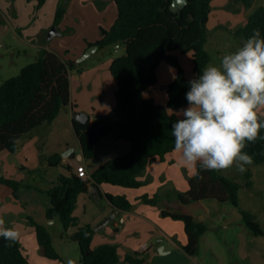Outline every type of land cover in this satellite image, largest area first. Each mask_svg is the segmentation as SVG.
<instances>
[{
	"label": "trees",
	"instance_id": "1",
	"mask_svg": "<svg viewBox=\"0 0 264 264\" xmlns=\"http://www.w3.org/2000/svg\"><path fill=\"white\" fill-rule=\"evenodd\" d=\"M70 1L63 0L58 7L55 25L62 23ZM237 1L249 7L254 0ZM114 2L118 7V18L109 30H102V38L97 44L99 49L120 44L125 50V54L115 58L111 64V72L118 85L117 105L110 114L97 116L92 125L75 121V129L84 156L88 159L95 156L97 144L111 135L129 140L132 143L131 151L101 166L91 175L90 181L82 180L73 168L64 165L70 175L60 176L47 191L51 199L48 217H58L64 227L63 238L79 245L82 264H121V257L115 244H105L96 249L92 247L96 231L91 225L79 227L73 234H68L79 224L74 216L79 196L87 192L92 183L139 188L143 185L139 177L148 164L154 158H164L175 150L171 124L178 117L167 110L188 106L185 94L189 90L190 80L178 58L170 52L192 53L197 76L212 60L206 50L212 0H189L188 5L176 13L171 10L173 0ZM254 29H259L261 38H264V6L249 17L237 35L247 39ZM163 62L178 71L177 77L167 88V105L145 97V92L158 83L157 70ZM79 66L76 61H65L58 53L42 49L37 60L23 68L20 75L0 83V152H17L19 140L24 135L44 123L53 122L61 110L70 105V74ZM259 136L255 142L248 143L244 151L252 156L255 164L263 165L264 129L260 130ZM49 164L61 165L62 157L56 155L50 158ZM0 183L13 187L16 196L23 185L4 176H0ZM189 183L190 189L179 195L183 204L214 199L232 202L240 208L239 191L244 185L226 177L220 170H207L199 163L198 173L190 178ZM106 196L118 209L130 211L133 208L132 202L126 197ZM141 199L156 205L158 195H145ZM241 213L254 235H264V229L255 214L243 209ZM162 215L185 223L189 237L185 249L195 255L203 235L208 232V226L183 212L163 209ZM33 223L45 255L64 261L54 245L49 227L35 221ZM128 261L131 264H144L145 258L139 255L137 258L129 257ZM0 264H29L20 239L9 242L0 237Z\"/></svg>",
	"mask_w": 264,
	"mask_h": 264
},
{
	"label": "crops",
	"instance_id": "2",
	"mask_svg": "<svg viewBox=\"0 0 264 264\" xmlns=\"http://www.w3.org/2000/svg\"><path fill=\"white\" fill-rule=\"evenodd\" d=\"M62 1L45 0L42 6H38V0H33L32 4L27 0V7H22L23 9L21 8L19 11L14 9L13 18L4 15L12 28L17 31L26 51H37L38 54L42 49H48L58 53L65 61H76L90 46L101 40L100 29L105 27L103 23L111 27L118 18V7L114 0H71L68 13L59 25V30L63 33L62 36L48 40V33L55 25L56 13ZM7 2L9 3L7 0H0V8L6 11L10 10V5ZM106 3L111 9V17L103 19L101 24L98 21L97 29L84 33L80 38V43L72 42V34L78 31L72 24H68L69 18L73 16L76 24H83L81 9H84V5L92 4L93 10L99 15L100 12L105 11ZM262 6H264V0H254L249 7L237 0H212V12L207 24L209 33L216 30L220 33L221 30L228 27L229 30L236 31L237 34V31L247 24L249 17ZM240 38L243 37L240 36ZM102 50L98 49L85 60L87 62L94 54L100 52L102 55H100L99 61L85 63L83 67L79 66L71 71V103L61 110L54 121L44 123L24 135L19 140L17 152L12 153L8 150L0 152V176L23 183L17 196L13 187L0 183V216L5 219L6 226H15L21 233L22 250L28 258L29 264H68L69 259L66 256L64 244L70 240L63 238L64 232L59 238L54 235L53 228L61 221L58 217L53 219L48 217L51 199L47 194L49 188L60 176L70 175V171L64 165L73 168L71 162H78L85 165L88 173L92 175L108 161L131 151L132 143L129 140L111 135L97 144L95 156L88 159L84 156L75 129V121H78L74 117L75 112L87 113L90 118L89 124L92 125L97 116L110 114L117 105L118 85L111 72V64L117 57L104 56ZM170 54L177 57L182 66L185 62L190 65L189 71L184 69L189 80L198 77L194 69L192 53L183 54L180 51H175ZM162 64L157 70L158 83L145 92V97L154 99L158 104L167 105V88L177 77L178 71L168 63L169 66L176 69L175 72L163 67ZM160 71L168 73V77L166 76L167 78L163 80L161 86L164 93L158 95L155 90L161 82ZM176 110L171 113L174 114ZM69 151H72L71 155L68 158L63 157V153ZM56 155L62 157V164L51 166L49 159ZM260 166L264 173V164ZM198 170L199 162L194 167L185 165L182 162L181 153L174 150L164 158H154L148 164L144 173L139 177V180L143 182L139 188L104 183L97 185L98 199H95L90 192L91 187L95 185L92 183L89 190L79 196L74 212L79 224L78 227L72 228L68 234H73L79 227L87 225L95 227L117 209L118 217L108 226L96 231L92 242L93 248L96 249L105 244L117 245L121 264H131L128 258H137L139 255L145 258L144 264H208L202 259L199 249L195 255H191L185 249L189 243L185 223L162 215L163 209L183 212L193 215L198 222L203 223L206 218L211 217L209 212L202 214L195 212L198 206H203L209 211L211 203L208 200L183 204L179 198L181 193H186L190 189L189 180L197 175ZM256 173H258L256 170H252L249 175L250 181L244 184L248 189H253L254 182L252 181L255 179ZM107 194L128 198L133 204L132 210L126 211L114 207L106 196ZM145 195L150 197L158 195L157 204L152 205L144 202L141 198ZM174 199H178L181 205L178 203L177 209L168 208L166 203ZM33 221L49 227L54 245L64 261L51 259L45 255V251L38 241L37 228ZM229 226V224L226 225L227 228ZM262 227L264 229V225ZM206 238L207 233L203 235L200 245L206 242ZM222 240L228 244L232 238L227 235L226 237L222 236ZM235 241H238V244L233 248L235 251L237 249V255L242 261L247 264H264V235H254L245 223L237 231ZM144 245L148 246L145 251L142 250ZM226 246L230 248V245ZM78 251L80 252L79 247ZM214 255L216 254L214 253ZM234 255L233 252L232 257ZM219 257L221 258V256ZM214 264H223V262Z\"/></svg>",
	"mask_w": 264,
	"mask_h": 264
},
{
	"label": "clouds",
	"instance_id": "3",
	"mask_svg": "<svg viewBox=\"0 0 264 264\" xmlns=\"http://www.w3.org/2000/svg\"><path fill=\"white\" fill-rule=\"evenodd\" d=\"M185 99L188 106L174 113L178 119L171 124L174 148L182 162L193 167L199 162L207 170L235 166L246 171L253 158L244 149L264 129V38L260 30L254 29L219 65H206L189 81ZM0 237L15 242L21 233L15 226H6L0 216Z\"/></svg>",
	"mask_w": 264,
	"mask_h": 264
},
{
	"label": "rangeland",
	"instance_id": "4",
	"mask_svg": "<svg viewBox=\"0 0 264 264\" xmlns=\"http://www.w3.org/2000/svg\"><path fill=\"white\" fill-rule=\"evenodd\" d=\"M7 1H9L10 3L9 4L7 2V4L10 5V10L6 11L5 9L0 8V83L20 75L23 68H25L29 64L34 63L37 60L39 54H37V51H26V47L21 39H19L17 31L12 28L11 24L4 18L5 14L13 18V13H15L14 9L16 8V10L19 11V9H21L22 7H27V0ZM24 1L25 4L23 5ZM28 1L31 4L33 3V0ZM38 1V6H42L45 0ZM104 6L105 11L100 12V14L98 15L93 10L92 4L84 5V9H81L84 14H82L84 19L83 24H76V20L75 18H73V16L69 18L68 24H72V26L75 27V29L78 31L72 34V42L80 43V38L84 33L92 32L97 29L96 24L98 23V21H100L101 24L103 23V19L111 17V9L108 7V4L106 3ZM103 24L105 25L103 29L109 30L111 28L108 27L106 23ZM103 29H100L101 33ZM245 41L246 39L244 37L240 38V36L236 34V31L229 30L228 27H226L225 30H221L220 33L217 30L211 31L209 33L208 42L206 44V50L212 57L210 64L219 65L224 55L236 51L243 45ZM102 51V53H104V56L107 57H118L125 54L124 49L117 50L115 45L109 46ZM172 52L175 53V51ZM100 55L102 54H100L99 52L98 54H94L93 57L90 58V60H88L87 62H78V60L82 56L81 55L76 59V61L80 64V67H83L85 63L89 64L93 61H99ZM162 66L166 67L170 71H176V69L172 68L167 63H163ZM182 67L183 69H187V71H189L188 68H190V65L185 62L183 63ZM167 74L165 73V71H160L159 73L161 82L158 85V88H156L155 90L157 91L158 95L164 93V90L161 88V86L163 84V80L168 77ZM180 109L181 108L177 109L175 112L179 111ZM245 168L246 171L244 172H240L235 166L226 170H220L222 174L240 182L243 185L247 181H250L249 175L252 170H256L258 172L255 174V179H253L252 181L254 182L253 189H248L246 185H244L240 189V208H237L232 202H219L214 199H209L208 201L209 203H211L209 205V211H207L203 206H198V208L195 210L196 214L209 212V214L211 215V217L206 218L204 221V224L208 226L206 242L201 244L199 247V253L202 256V259L207 261L208 264L219 263L220 261L223 262V264H247L238 257L237 249L235 251V249L233 248L238 244V241H235L237 231H239L240 228L245 224V221L242 218L241 209L250 211L255 214L257 220L262 225H264V173L261 171V166L255 164L254 162L250 165H246ZM178 203L181 205V202L178 199H174L170 200V202L166 203V205L168 206V208H176V205ZM100 223H98L94 227V229ZM228 224L230 226L227 228L226 225ZM63 232L64 227L62 223L59 222V224L53 228V233L56 237L59 238ZM227 235H229L232 240L228 244H225V241L222 240V236L226 237ZM77 245L78 244L76 242L69 241L67 244H64V250L66 252V256H68V259L71 260L73 264H82L80 261V252L78 251L79 246L77 247ZM226 245H230V248H227ZM233 252L235 254L234 257H232ZM214 253L216 255H214ZM218 255L221 256V258Z\"/></svg>",
	"mask_w": 264,
	"mask_h": 264
},
{
	"label": "water",
	"instance_id": "5",
	"mask_svg": "<svg viewBox=\"0 0 264 264\" xmlns=\"http://www.w3.org/2000/svg\"><path fill=\"white\" fill-rule=\"evenodd\" d=\"M189 3V0H173L172 4H171V10L173 12H178L182 9H184ZM62 32L59 30V26L58 25H54L49 33H48V40H53L58 36H62ZM100 48V46L98 44L92 45L90 46L85 53L81 56V58L78 60V62H83L85 61L89 56H91L93 53H95L98 49ZM74 117L76 120L81 121L82 123H89V116L87 115V113L85 112H75L74 113ZM72 151H69L68 153H63V157L68 158L71 155ZM98 186L94 185L91 187L90 192L93 198L98 199ZM119 215V211L117 209H115L111 215H109L107 218H105L96 228L95 231H98L101 228H104L106 226H108L109 224H111Z\"/></svg>",
	"mask_w": 264,
	"mask_h": 264
},
{
	"label": "built area",
	"instance_id": "6",
	"mask_svg": "<svg viewBox=\"0 0 264 264\" xmlns=\"http://www.w3.org/2000/svg\"><path fill=\"white\" fill-rule=\"evenodd\" d=\"M117 50L124 49V47L120 44L116 46ZM71 166L74 168L75 173L78 175L79 178H81L84 181H90L91 180V175L88 173L85 165L80 164L78 162L72 161ZM148 246L144 245L143 246V251L147 250Z\"/></svg>",
	"mask_w": 264,
	"mask_h": 264
}]
</instances>
